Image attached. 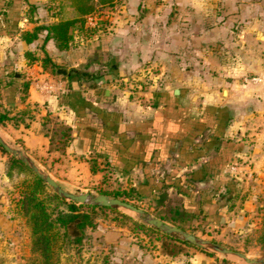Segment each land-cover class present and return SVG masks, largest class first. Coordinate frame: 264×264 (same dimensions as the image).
Wrapping results in <instances>:
<instances>
[{
	"label": "crops",
	"instance_id": "obj_1",
	"mask_svg": "<svg viewBox=\"0 0 264 264\" xmlns=\"http://www.w3.org/2000/svg\"><path fill=\"white\" fill-rule=\"evenodd\" d=\"M54 8L59 0H0V126L59 184L91 189L105 183L106 169L132 187L148 173L156 182L186 175L199 200L233 161L264 179V85L242 80L264 74V0H114L98 8L106 18L92 32L74 28L66 49L45 29L25 41L24 30L59 19ZM45 54L55 72L43 66ZM43 80L57 88L39 89ZM55 121L71 127L63 151L47 133ZM8 159L0 146L4 233L21 225L11 192L21 175ZM163 192L179 195L182 208L177 186L153 189ZM217 212L221 221V204ZM117 228L95 230L109 264H220L197 248L169 255L159 242L140 247Z\"/></svg>",
	"mask_w": 264,
	"mask_h": 264
},
{
	"label": "trees",
	"instance_id": "obj_2",
	"mask_svg": "<svg viewBox=\"0 0 264 264\" xmlns=\"http://www.w3.org/2000/svg\"><path fill=\"white\" fill-rule=\"evenodd\" d=\"M113 2L114 0H70L71 5H73L77 11L76 15L59 18L48 24L35 25L32 29L24 30L22 32V38L30 42L38 37L39 32L45 29L47 31L45 38H53L57 47L66 49L74 38V28L85 27L84 29H86L88 33L92 32L91 27L85 26V15L97 8L109 6L113 4ZM49 8H52V6ZM26 55L29 60L37 58L32 50H27ZM40 60L44 67H49L53 72L57 70V65L48 54L40 57ZM60 124L58 130L48 126L47 133L49 132L51 135V140L55 143L56 147L63 151L64 147L71 139V127L63 123ZM1 148L6 151L2 146ZM98 166L96 159H91V169L96 170L99 168ZM8 169L9 171L14 169L26 173V176L17 184L19 196L14 197V208L18 214H21L25 218V223L29 231L30 249L34 254L30 264H58L59 252L63 243H69L75 247H79L87 233V227L91 228L96 225V213L98 209L118 211L117 208L110 206L79 203L61 197L53 189H49L51 188L50 185L39 177L27 164L14 156H10L8 159ZM100 169L103 170L101 167ZM192 174L194 177L198 176L197 172H192ZM218 174V179L213 183L211 189L207 188L201 190V198H199V200H195V196L197 195L196 191L194 186L187 182L188 176L186 175H180L174 181H168L167 177L162 181L156 182L155 175L148 173L145 182L139 184L137 187H130L134 189L138 197L150 196L153 197V199H159L162 193L158 195L154 194V188L160 189L168 184L175 185L178 191L185 197L182 202V211L178 209L179 207H175V212L177 214L197 217L204 210L206 211L202 216L204 222H217L220 219L217 212L220 203L219 201L213 202L210 198L217 194L223 186L228 188L229 197H231L234 191L235 180L238 179L235 176H233L234 179L226 177L222 169H220ZM111 178L115 179L116 177H112L109 170L106 169L103 173L104 182H108ZM191 186L192 188H190ZM99 191L126 200L130 198L127 194H123L119 190L111 192L103 187L100 188ZM121 215L130 218L132 222L145 231L159 232L155 236V241H149L148 243L155 244V242H159L160 250L164 254L177 255L186 253L188 252V248H185L186 245L196 246L173 235L162 232L142 221L132 219L130 215L126 213L121 212ZM156 215L184 229H188L182 223V218H177L179 215L170 218L163 214Z\"/></svg>",
	"mask_w": 264,
	"mask_h": 264
},
{
	"label": "rangeland",
	"instance_id": "obj_3",
	"mask_svg": "<svg viewBox=\"0 0 264 264\" xmlns=\"http://www.w3.org/2000/svg\"><path fill=\"white\" fill-rule=\"evenodd\" d=\"M59 1L60 8H54L53 12L58 13L59 18L71 17V9H68L67 6H72L74 15L77 14L70 0ZM60 125L59 122L55 121L50 123L49 127L58 130ZM0 133L5 139L18 146L17 143H14L13 140L4 133L1 126ZM7 153L9 157L12 156L9 152ZM43 169L46 171L45 168ZM225 170H222L223 174L230 179H234L233 176ZM14 171L21 175L19 179L16 178L14 180L11 186L12 194L14 195L17 193V196L14 197H18L19 189L17 184L26 176V173L19 170ZM257 173V170L243 167L239 172L240 178L235 180L234 191L231 197H229V190L227 187L223 186L221 190H219L218 201L221 204L223 219L217 222H204L203 217L200 215L193 217L190 215L183 216L179 213L177 214L175 212V207H179L178 209H180V211L182 210L181 198L176 194H170L169 196L166 192H163L159 199H148L147 196L138 197L134 189H131L127 184L126 176L120 178V180L111 178L103 185L91 187V189L87 190L75 188L69 190L81 192L89 191L91 193H99L100 188L103 187L111 192L119 190L130 197L128 199L129 201L143 207L155 216H157L156 214H163L170 218L179 215L177 218H182V223L188 228V231L215 240L224 246L240 250L249 257L258 258L264 256V179L258 180ZM211 187L212 185L209 186L208 189H211ZM49 189H52V187ZM117 209L118 211L98 209L96 213V225L91 228L87 227V233L79 247H75L69 243H63L59 252L58 264H109L110 260H108L106 256H109V253L104 254L105 250L96 244L97 240H99V236L96 234L99 232L95 231L98 225L100 227H107L114 224L120 227V229L117 228V233L120 232L126 237L125 240H132L140 247H144L149 241H155V236L159 232L145 231L132 222L130 218L121 215V212H123L130 215L132 219L144 222L134 211L125 208ZM19 216L21 225L17 227L15 232L4 233L0 231V264H30L34 257L30 249V236L25 218L21 214H19ZM168 222L173 223L171 221ZM185 248H197L205 251L216 257L220 264H249L232 254L224 255L220 252L206 250L199 246L194 247L186 245Z\"/></svg>",
	"mask_w": 264,
	"mask_h": 264
},
{
	"label": "water",
	"instance_id": "obj_4",
	"mask_svg": "<svg viewBox=\"0 0 264 264\" xmlns=\"http://www.w3.org/2000/svg\"><path fill=\"white\" fill-rule=\"evenodd\" d=\"M175 91L178 92L179 89L176 88ZM0 145L12 156L22 160L25 164H27L39 177L44 179V181L49 184L52 189L57 192L61 197H64L68 200H74L79 203H92L96 205L110 206L113 208H125L134 211L137 216L148 225H151L161 230L162 232L173 235L193 245L199 246L206 250L220 252L224 255H235L249 264H264V256L258 258L249 257L246 253L240 250L224 246L215 240L197 235L191 231H188L187 229L182 228L177 224L170 223L158 216H155L143 207H140L134 204L133 202L123 199L121 197L109 195L102 192L91 193L89 191L81 192L66 189L61 184H59V182L53 176H51L49 172L45 171L40 165H38V163H36V161L29 154H27L20 146H16L11 141L5 139L1 133Z\"/></svg>",
	"mask_w": 264,
	"mask_h": 264
},
{
	"label": "built area",
	"instance_id": "obj_5",
	"mask_svg": "<svg viewBox=\"0 0 264 264\" xmlns=\"http://www.w3.org/2000/svg\"><path fill=\"white\" fill-rule=\"evenodd\" d=\"M105 18L106 16L103 11L97 8L85 15V25L89 27H99L101 24H103ZM242 80L243 82H251L264 85V74L243 75ZM36 86L39 89H45L51 92L52 90L57 88V83L51 82L49 80H43L38 82ZM242 168V164L237 161H233L226 167L225 171L230 173L232 176L240 178L239 172Z\"/></svg>",
	"mask_w": 264,
	"mask_h": 264
}]
</instances>
